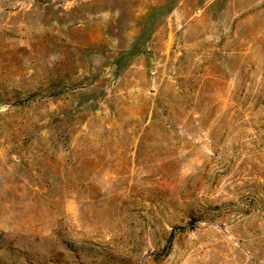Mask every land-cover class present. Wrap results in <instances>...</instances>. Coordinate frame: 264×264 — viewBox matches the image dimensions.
Segmentation results:
<instances>
[{"label":"rangeland","instance_id":"obj_1","mask_svg":"<svg viewBox=\"0 0 264 264\" xmlns=\"http://www.w3.org/2000/svg\"><path fill=\"white\" fill-rule=\"evenodd\" d=\"M0 264H264V0H0Z\"/></svg>","mask_w":264,"mask_h":264}]
</instances>
